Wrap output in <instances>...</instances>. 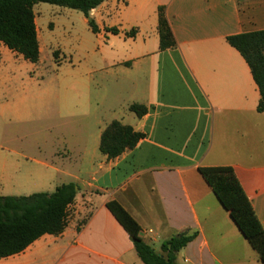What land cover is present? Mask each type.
I'll list each match as a JSON object with an SVG mask.
<instances>
[{"label": "crops", "instance_id": "0c3cea01", "mask_svg": "<svg viewBox=\"0 0 264 264\" xmlns=\"http://www.w3.org/2000/svg\"><path fill=\"white\" fill-rule=\"evenodd\" d=\"M161 7L175 48L160 49ZM33 10L39 44L43 14L53 16V32L62 15H84L44 3ZM90 18L98 28L92 32L108 42L107 56L101 78L89 77L86 91L70 98V107L84 111L93 124V150L83 147L79 154L89 164L90 179L33 161L38 173L27 175L21 189L56 190L54 176L61 173L78 182L68 225L61 235H45L0 264H143L107 208L110 201L136 220L158 253L172 237L196 233L179 252L178 264H264L199 172L201 167L233 168L264 229L261 94L249 65L227 41L264 30V0H106ZM4 54L17 53L0 42V58ZM133 105L146 107L147 113L139 117ZM115 121L145 137L109 159L100 150L101 138Z\"/></svg>", "mask_w": 264, "mask_h": 264}, {"label": "trees", "instance_id": "16d2710c", "mask_svg": "<svg viewBox=\"0 0 264 264\" xmlns=\"http://www.w3.org/2000/svg\"><path fill=\"white\" fill-rule=\"evenodd\" d=\"M105 1L0 0V42L25 60L37 63L41 52L33 10L35 5L44 3L69 8L90 18V12ZM89 25L94 33L98 32L93 20ZM109 31L118 33L116 29ZM133 33L131 31L128 35ZM159 33L161 50L177 47L163 7L159 9ZM227 41L249 65L261 94L258 111L264 112V30L230 36ZM131 111L142 117L147 113V108L133 105ZM144 137V134L115 121L103 132L100 150L109 159H114L134 149ZM199 172L264 263V229L233 168L201 167ZM78 190L76 184L70 183L58 186L52 194L0 196V259L22 253L45 235H61L68 225V209L74 204ZM106 206L131 237L143 264H178L179 252L197 237L196 233H180L165 241L158 253L144 240L136 220L118 202L110 201Z\"/></svg>", "mask_w": 264, "mask_h": 264}, {"label": "rangeland", "instance_id": "374dc122", "mask_svg": "<svg viewBox=\"0 0 264 264\" xmlns=\"http://www.w3.org/2000/svg\"><path fill=\"white\" fill-rule=\"evenodd\" d=\"M73 14L62 15L55 32L49 28L53 16L45 13L38 18L42 51L37 63L20 54L0 58V196L38 193L20 187L27 175L38 173L35 160L90 179L89 164L79 154L83 147L93 150L89 145L93 124L84 111L70 107V98L86 91L83 83L89 77L101 78L108 42L92 32L85 15ZM54 180V185L78 183L63 173ZM40 191L52 194L55 189Z\"/></svg>", "mask_w": 264, "mask_h": 264}]
</instances>
